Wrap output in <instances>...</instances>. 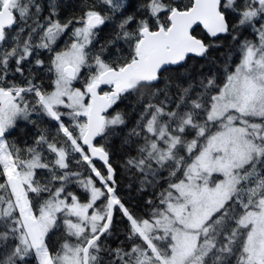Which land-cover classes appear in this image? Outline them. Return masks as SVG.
<instances>
[{
    "label": "snow or ice",
    "instance_id": "obj_1",
    "mask_svg": "<svg viewBox=\"0 0 264 264\" xmlns=\"http://www.w3.org/2000/svg\"><path fill=\"white\" fill-rule=\"evenodd\" d=\"M0 264H264V0H0Z\"/></svg>",
    "mask_w": 264,
    "mask_h": 264
},
{
    "label": "trees",
    "instance_id": "obj_2",
    "mask_svg": "<svg viewBox=\"0 0 264 264\" xmlns=\"http://www.w3.org/2000/svg\"><path fill=\"white\" fill-rule=\"evenodd\" d=\"M27 139H30V137ZM120 190L124 198L129 202V204L135 207L138 211L143 207L142 204L136 199L135 193L129 195L126 189V181L123 178H121L120 180ZM118 227L120 228V232L122 235L124 232V224L121 223L120 225H118Z\"/></svg>",
    "mask_w": 264,
    "mask_h": 264
}]
</instances>
